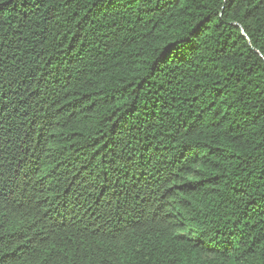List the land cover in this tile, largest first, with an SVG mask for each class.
I'll use <instances>...</instances> for the list:
<instances>
[{
	"label": "trees",
	"instance_id": "16d2710c",
	"mask_svg": "<svg viewBox=\"0 0 264 264\" xmlns=\"http://www.w3.org/2000/svg\"><path fill=\"white\" fill-rule=\"evenodd\" d=\"M0 264H264V0H0Z\"/></svg>",
	"mask_w": 264,
	"mask_h": 264
}]
</instances>
